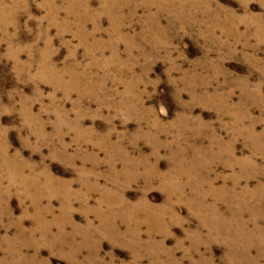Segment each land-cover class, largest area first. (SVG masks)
Returning <instances> with one entry per match:
<instances>
[{"label":"rangeland","instance_id":"1","mask_svg":"<svg viewBox=\"0 0 264 264\" xmlns=\"http://www.w3.org/2000/svg\"><path fill=\"white\" fill-rule=\"evenodd\" d=\"M0 264H264V0H0Z\"/></svg>","mask_w":264,"mask_h":264},{"label":"bare ground","instance_id":"2","mask_svg":"<svg viewBox=\"0 0 264 264\" xmlns=\"http://www.w3.org/2000/svg\"><path fill=\"white\" fill-rule=\"evenodd\" d=\"M220 219V218H219Z\"/></svg>","mask_w":264,"mask_h":264}]
</instances>
